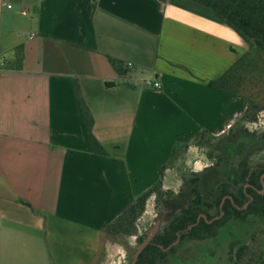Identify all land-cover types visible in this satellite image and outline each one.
Segmentation results:
<instances>
[{
  "label": "crops",
  "instance_id": "1",
  "mask_svg": "<svg viewBox=\"0 0 264 264\" xmlns=\"http://www.w3.org/2000/svg\"><path fill=\"white\" fill-rule=\"evenodd\" d=\"M246 51L188 0H0V264H96L174 142L184 159L241 118L245 102L206 84Z\"/></svg>",
  "mask_w": 264,
  "mask_h": 264
},
{
  "label": "trees",
  "instance_id": "2",
  "mask_svg": "<svg viewBox=\"0 0 264 264\" xmlns=\"http://www.w3.org/2000/svg\"><path fill=\"white\" fill-rule=\"evenodd\" d=\"M164 3L165 0H158ZM209 9L244 42L247 51L206 87L240 99L246 109L230 131L215 138L200 131L191 145L206 148L211 166L183 177L175 193L163 188L164 174L185 155L189 144L174 142L168 161L159 168L158 180L103 230V236H133L136 222L154 197L155 207L164 218L152 242L135 264H162L178 248L189 242L216 239L233 225L244 229L253 222L264 227V132L250 133L244 123H255L264 110V0H188ZM16 58L6 69H16ZM88 126L90 116L84 109ZM95 153L102 150L92 139ZM260 155L256 163L251 157ZM249 232L247 231V235ZM146 239L136 238L137 244ZM232 264L242 263L248 250L241 239L230 247ZM249 263V262H248ZM250 264V263H249Z\"/></svg>",
  "mask_w": 264,
  "mask_h": 264
},
{
  "label": "rangeland",
  "instance_id": "3",
  "mask_svg": "<svg viewBox=\"0 0 264 264\" xmlns=\"http://www.w3.org/2000/svg\"><path fill=\"white\" fill-rule=\"evenodd\" d=\"M16 55H21L22 47L16 50ZM13 55L8 56L11 59ZM33 58L32 54L29 56ZM26 66L32 69H45L44 65L38 66L34 61L26 62ZM151 73L141 71V78H151ZM240 120V119H239ZM235 124H242L240 121ZM244 126L250 133L261 134L264 132V110L258 114L255 123H244ZM206 148L199 151H192L184 159L178 161L171 172H168L163 188L177 192L183 183V177L190 173H198L206 167L211 166V161L205 157ZM260 155L251 157L252 163L258 162ZM156 209L154 197L146 203L145 212L138 219L133 236H103V239H97V263L96 264H132L134 254L140 246L136 238L142 235H150L155 226L160 227L164 212L160 213ZM247 231L249 234L247 235ZM243 240L248 246L244 261L238 264H264V227L258 223H252L250 226L233 225L229 230H224L216 239L203 242H189L178 248L176 252L169 255L162 264H232L230 261V247L236 240ZM249 262V263H248Z\"/></svg>",
  "mask_w": 264,
  "mask_h": 264
},
{
  "label": "water",
  "instance_id": "4",
  "mask_svg": "<svg viewBox=\"0 0 264 264\" xmlns=\"http://www.w3.org/2000/svg\"><path fill=\"white\" fill-rule=\"evenodd\" d=\"M157 230H158V228H157V226H155L154 229L152 230V232L150 233V235H148L146 237V239L140 244V246L138 247V249L136 250V252L134 254L132 264L136 263L137 258L140 255V253L152 242Z\"/></svg>",
  "mask_w": 264,
  "mask_h": 264
},
{
  "label": "built area",
  "instance_id": "5",
  "mask_svg": "<svg viewBox=\"0 0 264 264\" xmlns=\"http://www.w3.org/2000/svg\"><path fill=\"white\" fill-rule=\"evenodd\" d=\"M8 9H11V6L8 5L7 6ZM144 84L148 87H151L153 89H159L160 85L158 82L154 81V80H151V79H148V80H145L144 81Z\"/></svg>",
  "mask_w": 264,
  "mask_h": 264
}]
</instances>
